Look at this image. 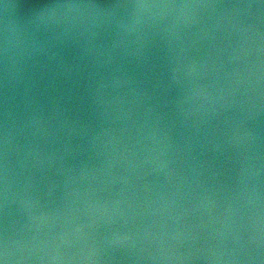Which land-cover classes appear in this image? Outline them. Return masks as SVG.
Returning <instances> with one entry per match:
<instances>
[{
	"label": "clouds",
	"instance_id": "obj_1",
	"mask_svg": "<svg viewBox=\"0 0 264 264\" xmlns=\"http://www.w3.org/2000/svg\"><path fill=\"white\" fill-rule=\"evenodd\" d=\"M0 264H264V0H0Z\"/></svg>",
	"mask_w": 264,
	"mask_h": 264
}]
</instances>
